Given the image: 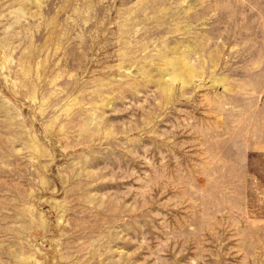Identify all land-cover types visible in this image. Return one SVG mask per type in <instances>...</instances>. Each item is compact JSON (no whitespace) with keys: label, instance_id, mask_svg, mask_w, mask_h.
<instances>
[{"label":"rangeland","instance_id":"rangeland-1","mask_svg":"<svg viewBox=\"0 0 264 264\" xmlns=\"http://www.w3.org/2000/svg\"><path fill=\"white\" fill-rule=\"evenodd\" d=\"M0 264H264V0H0Z\"/></svg>","mask_w":264,"mask_h":264}]
</instances>
